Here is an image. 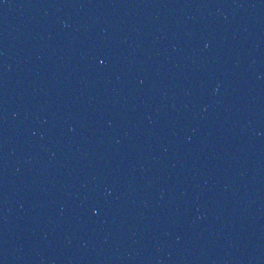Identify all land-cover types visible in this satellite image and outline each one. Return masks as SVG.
<instances>
[{"label":"water","instance_id":"obj_1","mask_svg":"<svg viewBox=\"0 0 264 264\" xmlns=\"http://www.w3.org/2000/svg\"><path fill=\"white\" fill-rule=\"evenodd\" d=\"M0 264H264V0H0Z\"/></svg>","mask_w":264,"mask_h":264}]
</instances>
